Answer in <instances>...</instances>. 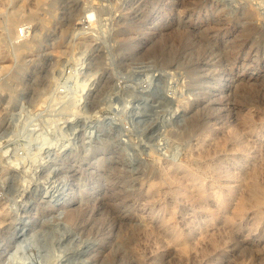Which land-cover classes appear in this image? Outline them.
I'll list each match as a JSON object with an SVG mask.
<instances>
[{
	"label": "rangeland",
	"instance_id": "rangeland-1",
	"mask_svg": "<svg viewBox=\"0 0 264 264\" xmlns=\"http://www.w3.org/2000/svg\"><path fill=\"white\" fill-rule=\"evenodd\" d=\"M34 263L264 264V0H0V264Z\"/></svg>",
	"mask_w": 264,
	"mask_h": 264
},
{
	"label": "bare ground",
	"instance_id": "bare-ground-1",
	"mask_svg": "<svg viewBox=\"0 0 264 264\" xmlns=\"http://www.w3.org/2000/svg\"><path fill=\"white\" fill-rule=\"evenodd\" d=\"M254 31V26H252V25H249V26H246V28H245V30H244V35H250L252 32ZM157 49L159 50V51H161L162 50V47L160 46V45H157ZM249 90V89H248ZM239 210L241 209V206L238 208ZM25 259V258H24ZM32 259V258H31ZM27 261H29V260H27ZM35 264V263H34Z\"/></svg>",
	"mask_w": 264,
	"mask_h": 264
}]
</instances>
